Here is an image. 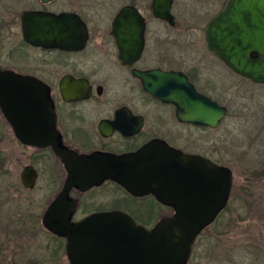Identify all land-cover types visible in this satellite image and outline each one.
<instances>
[{"label":"flooded vegetation","instance_id":"af4514ba","mask_svg":"<svg viewBox=\"0 0 264 264\" xmlns=\"http://www.w3.org/2000/svg\"><path fill=\"white\" fill-rule=\"evenodd\" d=\"M186 1L181 6L177 0H172L173 23H170L155 15L154 0H0V70L37 81L45 95L41 103L30 106L26 113H15L11 121L0 107V145L12 143L14 150L9 152L20 153L25 158L21 174L25 168H30L37 173L36 187L43 173L49 176L50 184L56 186L64 171L62 191L69 172L51 146L37 147L21 142L13 128L15 125L52 127L47 137L77 155L121 156L135 153L154 140L193 154L181 145L184 135L175 130L179 125L184 128L194 125L180 122L176 107L147 93L140 78L141 74L155 70L181 73L200 93L210 97L198 82L219 77L212 71L211 63H203L204 58L210 56L217 67L226 65L209 50L207 30L229 0ZM125 9L137 21L131 25L133 33H127V29L131 30L129 24H116ZM25 15L30 16L27 24L33 16L42 19L63 15L68 16V23H54L52 27L57 33L50 40L46 33L39 37L29 34ZM186 32H200L203 39L189 42L184 36ZM125 35L134 36L136 40L119 39ZM260 39L264 42V34ZM138 40H142L141 50L137 48ZM50 44L52 46L48 47ZM183 44L186 45L184 55L177 56V48ZM124 45L132 47L123 54ZM191 47L202 48L201 55L193 56ZM252 57L257 59L258 54L253 53ZM235 75L264 95V84ZM6 152V148H0V159L5 162ZM109 188L121 194L102 196L98 198L102 199L101 204L96 200V203H82L72 196ZM69 197L77 204L73 223L99 212L122 211L130 216L131 212L146 216L148 211L138 209L139 202L145 198L155 199L152 195L134 197L110 180L86 192L73 188ZM133 203L136 209L131 207Z\"/></svg>","mask_w":264,"mask_h":264},{"label":"water","instance_id":"95a60500","mask_svg":"<svg viewBox=\"0 0 264 264\" xmlns=\"http://www.w3.org/2000/svg\"><path fill=\"white\" fill-rule=\"evenodd\" d=\"M171 5L172 0H154L155 15L173 23ZM29 17H24L29 34L39 37L46 33L50 40L57 33L52 27L54 23H68V16L64 15L42 19L33 16L27 24ZM136 23L128 9L116 21L118 25L129 24V29ZM132 31L127 29V33ZM119 32L124 33L120 29ZM262 34L264 0H229L223 12L209 24L208 47L235 74L264 84ZM119 39L135 37L125 35ZM137 43L141 50L142 40ZM131 47L124 45L123 54ZM253 53L258 54L257 59L252 57ZM140 78L147 93L176 107L182 123L216 130L229 115L228 107L200 93L181 73L155 70L141 74ZM40 89L35 80L0 70V107L10 121L15 113H26L30 106L42 102L45 95ZM13 128L26 145L51 146L69 172L63 190L43 217V226L66 240L69 264H188L199 236L229 204L234 184L229 167L198 154H186L164 141L154 140L135 153L121 156L102 153L86 156L48 138L52 127L28 124ZM107 180L119 184L134 197L152 195L171 208L173 215L162 218L151 229L122 211L94 213L73 223L77 204L69 197L71 190L86 192ZM21 182L25 189L33 190L37 183L35 170L25 168Z\"/></svg>","mask_w":264,"mask_h":264},{"label":"rangeland","instance_id":"374dc122","mask_svg":"<svg viewBox=\"0 0 264 264\" xmlns=\"http://www.w3.org/2000/svg\"><path fill=\"white\" fill-rule=\"evenodd\" d=\"M186 2L177 0L181 6ZM184 36L189 42L203 39L200 32H186ZM185 47L183 44L177 48L176 55H184ZM192 49L193 56L201 55L203 50L199 47L189 50L192 52ZM204 59L203 63H211L212 71L219 79L201 80L198 85L228 107L229 115L216 130L180 125L176 126L177 130L173 129L184 135L181 145L190 153L229 167L234 174V184L229 201H232V207L199 236L189 264H264V95L226 66L217 67L210 56ZM1 147L8 152L5 153L6 162L0 159L5 162L0 163V264H69L66 242L65 249L59 252L58 243L41 223L48 206L62 189L65 172L56 186H52L49 176L43 173L37 187L28 191L20 181L25 158L20 153L9 152L12 143ZM120 194L109 188L72 196L82 203L97 201L101 204L102 199L98 198ZM138 206L141 211H150L148 204ZM131 207L136 209V203ZM173 213L169 207H158V218L149 228Z\"/></svg>","mask_w":264,"mask_h":264},{"label":"trees","instance_id":"16d2710c","mask_svg":"<svg viewBox=\"0 0 264 264\" xmlns=\"http://www.w3.org/2000/svg\"><path fill=\"white\" fill-rule=\"evenodd\" d=\"M206 128V127H204ZM148 204L150 206V213L148 212L149 216H147L148 214H146V216H137L135 215L133 212H131V216L133 217V219L140 225L150 229V224L155 221L158 216H157V212H158V207H163L162 205H160L157 201H155V199L153 198H145V199H141V201L139 202V204ZM232 207V201L229 203L228 207L220 214V216L218 217V219L216 220V223L218 222V220H220L227 212H229L230 208ZM46 230V229H45ZM49 232V231H48ZM52 236V238L58 243V251H63L65 249V239L59 238L55 235H53L51 232H49ZM57 252V251H56ZM55 252V253H56Z\"/></svg>","mask_w":264,"mask_h":264}]
</instances>
